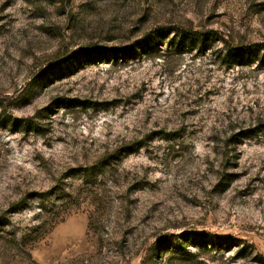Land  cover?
Returning <instances> with one entry per match:
<instances>
[{"label":"rangeland","instance_id":"374dc122","mask_svg":"<svg viewBox=\"0 0 264 264\" xmlns=\"http://www.w3.org/2000/svg\"><path fill=\"white\" fill-rule=\"evenodd\" d=\"M0 264H264V0H0Z\"/></svg>","mask_w":264,"mask_h":264},{"label":"trees","instance_id":"16d2710c","mask_svg":"<svg viewBox=\"0 0 264 264\" xmlns=\"http://www.w3.org/2000/svg\"><path fill=\"white\" fill-rule=\"evenodd\" d=\"M228 50H230V49H228ZM231 53L233 54L232 56H231V58H233V60H238V58L241 56L240 55V52L239 51H235V50H233V51H231Z\"/></svg>","mask_w":264,"mask_h":264}]
</instances>
